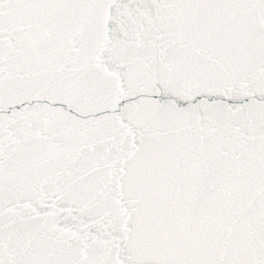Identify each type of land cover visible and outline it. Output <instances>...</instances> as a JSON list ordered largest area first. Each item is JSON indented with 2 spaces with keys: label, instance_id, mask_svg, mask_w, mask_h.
<instances>
[{
  "label": "snow or ice",
  "instance_id": "snow-or-ice-1",
  "mask_svg": "<svg viewBox=\"0 0 264 264\" xmlns=\"http://www.w3.org/2000/svg\"><path fill=\"white\" fill-rule=\"evenodd\" d=\"M0 264H264V0H0Z\"/></svg>",
  "mask_w": 264,
  "mask_h": 264
}]
</instances>
